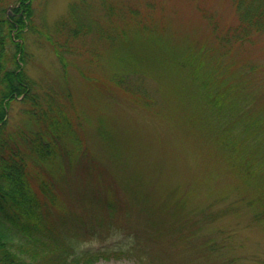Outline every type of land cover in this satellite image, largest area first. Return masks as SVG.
Returning <instances> with one entry per match:
<instances>
[{"label":"rangeland","instance_id":"obj_1","mask_svg":"<svg viewBox=\"0 0 264 264\" xmlns=\"http://www.w3.org/2000/svg\"><path fill=\"white\" fill-rule=\"evenodd\" d=\"M16 2L7 0L9 16ZM73 4L94 24L128 31L109 51L93 33L78 37L63 52L64 69L54 46L68 40L58 24ZM31 5L36 27L26 34L24 69L41 93L53 86L63 98L69 88L74 100L76 137L64 138L55 160L35 165L57 180L60 207L77 225L71 255L103 256L91 264H264V31L221 46L207 18L222 32L238 27L233 0ZM142 21L152 33L133 32ZM112 73L130 92L113 86ZM83 75L104 82L94 89ZM11 109L15 128L23 108ZM99 197L114 209L96 207ZM8 234L15 250L24 246L27 264L37 263L33 244ZM34 247L35 258L50 254Z\"/></svg>","mask_w":264,"mask_h":264},{"label":"trees","instance_id":"obj_2","mask_svg":"<svg viewBox=\"0 0 264 264\" xmlns=\"http://www.w3.org/2000/svg\"><path fill=\"white\" fill-rule=\"evenodd\" d=\"M16 1L17 6L13 9L15 13L9 16L5 13L7 0H0V264L29 262L20 255L26 252L21 243L19 251L12 247L8 231H12L17 238L23 237L24 239L21 240H25L28 246L30 243L34 246L38 243L44 244L51 255L46 254L37 258L35 255L38 254V250L31 245L33 260H37L35 264H91L101 260L103 256L71 255L73 250L71 238L75 234L77 225H72V218L62 211L64 207H60V198L56 191L57 180L54 181L50 175H41L35 166L42 164V159L55 160L62 155L65 151L64 138L70 137V140H74L77 135L71 127L72 118L69 116V111L73 108L71 101H74L72 91L70 89L61 91L63 98L53 86L48 92L41 93L40 85L27 75L24 65L29 53L25 38L27 32L36 27L35 14L32 13V0ZM233 1L240 21L238 27L222 32L219 22L216 23L214 17L207 18L217 33V42L227 48L247 40L251 29L252 33L264 31V0ZM78 7V4H73L70 9V19H64L58 24L59 28L68 34V40L63 45L57 43L54 46V51L64 69L68 65L63 52L72 53L74 49L71 42L78 37L93 33L102 47L108 50L116 46L114 44L122 40L128 31L127 25L115 27L117 25L111 23L104 28L94 24L83 13H75ZM132 15L135 16L133 13ZM116 16L114 21L117 22ZM133 18L136 21L138 19V17ZM139 29L152 33L149 25L143 21L140 28L132 30L137 33ZM204 52L208 53L201 51L202 54ZM67 73L68 71H65V74ZM82 77L84 81L88 79L94 89L99 88L104 82L100 77L90 78L87 75ZM116 78L122 77L112 73L110 82L114 84L113 86L130 92L126 86L127 90L124 89L120 84L121 80L116 81ZM14 102L23 108V118L20 121L21 125L12 128L9 125L7 110L12 108ZM260 122H264V115L261 116ZM234 151L237 152L235 145ZM251 152L253 151L251 150L246 158ZM253 156L247 159L254 166L251 160L256 157L255 154ZM43 171L46 173L45 170ZM96 207L114 209L111 202L103 199ZM38 259H40L39 263Z\"/></svg>","mask_w":264,"mask_h":264},{"label":"bare ground","instance_id":"obj_3","mask_svg":"<svg viewBox=\"0 0 264 264\" xmlns=\"http://www.w3.org/2000/svg\"><path fill=\"white\" fill-rule=\"evenodd\" d=\"M65 80H66V77H65ZM67 89H69V88H67ZM66 90V89H65ZM71 90V89H70ZM23 110V109H22ZM7 115H8V119H9V123H10V121H11V119H12V117H13V110L12 109H9V110H7ZM22 115V114H21ZM22 118H23V116H22ZM30 133H32V132H30ZM5 249V248H4Z\"/></svg>","mask_w":264,"mask_h":264}]
</instances>
